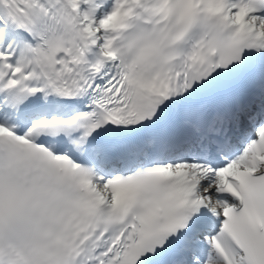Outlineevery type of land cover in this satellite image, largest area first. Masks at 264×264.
<instances>
[{"label":"snow or ice","instance_id":"1","mask_svg":"<svg viewBox=\"0 0 264 264\" xmlns=\"http://www.w3.org/2000/svg\"><path fill=\"white\" fill-rule=\"evenodd\" d=\"M0 264H264V0H0Z\"/></svg>","mask_w":264,"mask_h":264}]
</instances>
